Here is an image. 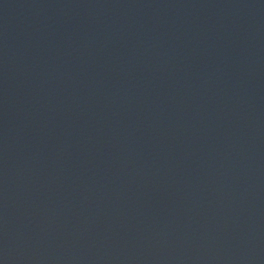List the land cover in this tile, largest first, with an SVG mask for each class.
Wrapping results in <instances>:
<instances>
[{"label":"water","instance_id":"1","mask_svg":"<svg viewBox=\"0 0 264 264\" xmlns=\"http://www.w3.org/2000/svg\"><path fill=\"white\" fill-rule=\"evenodd\" d=\"M0 264H264V0H0Z\"/></svg>","mask_w":264,"mask_h":264}]
</instances>
